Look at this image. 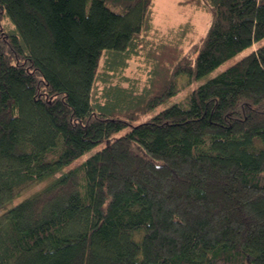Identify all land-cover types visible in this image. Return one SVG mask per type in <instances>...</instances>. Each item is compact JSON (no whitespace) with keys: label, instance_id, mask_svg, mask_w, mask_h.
Wrapping results in <instances>:
<instances>
[{"label":"trees","instance_id":"trees-1","mask_svg":"<svg viewBox=\"0 0 264 264\" xmlns=\"http://www.w3.org/2000/svg\"><path fill=\"white\" fill-rule=\"evenodd\" d=\"M153 2L0 0V264H264V0H181L189 52Z\"/></svg>","mask_w":264,"mask_h":264},{"label":"rangeland","instance_id":"rangeland-1","mask_svg":"<svg viewBox=\"0 0 264 264\" xmlns=\"http://www.w3.org/2000/svg\"><path fill=\"white\" fill-rule=\"evenodd\" d=\"M181 0H154L153 2V18H154V27H158V29L161 30H167L169 27L179 26V24H182L184 22H187L189 19L191 20V24L193 27V30L188 34L187 40L184 44V50L186 52H189V49H191L192 45L200 41V38L202 35L205 34V32L208 29V24L210 23L211 15L205 13L204 11H181V7L179 5V2ZM145 43V42H144ZM260 44H264V39L260 42ZM258 45H254L253 49H256ZM251 49L248 48L246 51H243L239 54H237L234 58L230 59L229 61L225 62V64L217 67L214 69L213 72L210 74L203 76V78L199 80L190 81L187 75H181L179 78H177L176 83L179 87V92L176 94V96L172 97L167 102L161 104L156 110L152 111L151 114L148 116L142 117L141 120L138 122L146 121L149 116H152L156 113H159L160 110L168 108L172 104H185L186 100L189 96V93L193 90V88L204 84V82L214 78V76L224 72V70L236 63V61L240 60L243 56L247 55L248 52H250ZM138 55H135L132 59L129 60L128 68H126L122 73L117 74L113 82L117 83L119 81H122L123 86H128L129 82L133 86L139 87V89L144 88L146 86V83L149 79V71L152 68L151 64L147 62V52L141 51V49H138ZM189 83H188V82ZM191 83V84H190ZM138 122L136 124H138ZM129 130V129H127ZM125 130V132H127ZM94 151H91L89 153L84 154V156L72 164V166L64 169L60 174H57L55 177H58L59 175H62V173L68 171L69 169L73 168L74 165L78 163L84 162L88 157L92 156L94 154ZM52 177L51 179H47L48 182H42L36 186H33L30 188L24 195L18 198V200L14 201L12 204L7 206V209L14 206L15 204H18L19 201L23 200L26 197H29L31 193L36 192V190H39L42 186L50 184L52 179L55 178ZM3 210H1L2 212Z\"/></svg>","mask_w":264,"mask_h":264}]
</instances>
